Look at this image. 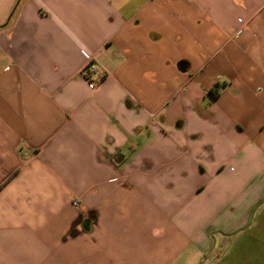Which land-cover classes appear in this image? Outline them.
Here are the masks:
<instances>
[{
	"label": "crops",
	"instance_id": "0c3cea01",
	"mask_svg": "<svg viewBox=\"0 0 264 264\" xmlns=\"http://www.w3.org/2000/svg\"><path fill=\"white\" fill-rule=\"evenodd\" d=\"M263 205L264 0H0V264H182L253 214L263 264Z\"/></svg>",
	"mask_w": 264,
	"mask_h": 264
},
{
	"label": "rangeland",
	"instance_id": "374dc122",
	"mask_svg": "<svg viewBox=\"0 0 264 264\" xmlns=\"http://www.w3.org/2000/svg\"><path fill=\"white\" fill-rule=\"evenodd\" d=\"M254 219L255 215L253 214L250 226L235 236L227 237L221 234L213 236L211 245L202 254L197 253L193 248L188 249L187 254L190 255V258L182 264H243L242 260L247 258V256H243L240 253L241 250L237 249L245 245L248 234L253 229ZM261 238H264L263 232L261 233ZM262 253V259H264V251ZM253 254L255 256L256 252ZM253 258L252 256L250 259L252 260Z\"/></svg>",
	"mask_w": 264,
	"mask_h": 264
},
{
	"label": "trees",
	"instance_id": "16d2710c",
	"mask_svg": "<svg viewBox=\"0 0 264 264\" xmlns=\"http://www.w3.org/2000/svg\"><path fill=\"white\" fill-rule=\"evenodd\" d=\"M222 86H219V85H214L210 90H208L207 92V97L209 100H215L217 99V97L219 96V91L221 89ZM89 229V225L88 223H85L84 224V230H88Z\"/></svg>",
	"mask_w": 264,
	"mask_h": 264
},
{
	"label": "built area",
	"instance_id": "2783aa9c",
	"mask_svg": "<svg viewBox=\"0 0 264 264\" xmlns=\"http://www.w3.org/2000/svg\"><path fill=\"white\" fill-rule=\"evenodd\" d=\"M93 68H92V66L90 65V64H88L87 66H86V70H92ZM73 206L75 207V208H78V203H76V202H74L73 203Z\"/></svg>",
	"mask_w": 264,
	"mask_h": 264
},
{
	"label": "water",
	"instance_id": "95a60500",
	"mask_svg": "<svg viewBox=\"0 0 264 264\" xmlns=\"http://www.w3.org/2000/svg\"><path fill=\"white\" fill-rule=\"evenodd\" d=\"M211 237H213V235Z\"/></svg>",
	"mask_w": 264,
	"mask_h": 264
}]
</instances>
